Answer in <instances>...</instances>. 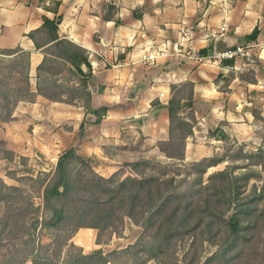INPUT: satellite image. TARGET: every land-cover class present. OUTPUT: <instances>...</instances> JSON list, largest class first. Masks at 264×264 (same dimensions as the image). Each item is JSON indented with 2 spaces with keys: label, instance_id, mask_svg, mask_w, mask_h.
<instances>
[{
  "label": "crops",
  "instance_id": "obj_1",
  "mask_svg": "<svg viewBox=\"0 0 264 264\" xmlns=\"http://www.w3.org/2000/svg\"><path fill=\"white\" fill-rule=\"evenodd\" d=\"M263 2L227 0L228 7H225L223 0H0V23L5 26L0 34V46H21L30 52L34 91H37V68L44 59V52L29 34L42 26L43 15L61 16L59 34L83 47L93 65L88 80L92 93L90 102L77 105L37 93L35 101H19L13 117L30 119L35 126L55 125L57 130L48 134L49 138L64 137L65 150L74 147L80 155L92 160L93 166L96 161L103 164V171L113 173L117 168L111 170V163L117 162L119 154H110L107 145H114L118 151L123 148L121 145H126L127 149L128 142L122 138L124 129L145 136L144 157H149L147 153L151 151L160 152L157 143L170 137L168 105L173 97L172 86L188 80L193 85L191 108L198 124L220 128L240 141H254L260 126L258 121L264 119V67L256 70L253 79L245 78V68L237 56L221 64L211 63L216 69L210 72L204 66L208 62L199 64L187 54L175 51L173 46L178 42L180 23L187 20L195 27L192 43L200 52L204 48L212 52L216 41L211 33L220 32L233 43L245 39L264 63ZM21 13L25 17L18 21L23 23H10L9 19L17 21ZM257 26L260 29L257 38L246 39ZM18 28H21L20 37L7 42L6 34ZM143 33L158 42L170 40L169 54L155 62L139 59L147 44ZM44 100L51 104L41 105L39 117L30 107L44 104ZM23 103L29 108L23 107L27 113L21 114L19 107ZM104 107L108 108L106 113L102 111ZM194 132H197L196 127ZM214 141L216 137L211 140ZM131 149L129 145L128 150ZM40 151L47 156V150L41 148ZM208 156L210 154L200 157ZM81 230L79 242L76 237ZM97 234L96 228L82 227L72 240L88 253L95 249Z\"/></svg>",
  "mask_w": 264,
  "mask_h": 264
},
{
  "label": "trees",
  "instance_id": "obj_2",
  "mask_svg": "<svg viewBox=\"0 0 264 264\" xmlns=\"http://www.w3.org/2000/svg\"><path fill=\"white\" fill-rule=\"evenodd\" d=\"M107 17H110L109 13ZM59 19L61 16L50 18L43 15L42 26L29 34L38 49L42 48L44 52V59L37 68V91L33 90L31 83L30 52L21 46L0 48V56L18 57L10 64L0 67V119L5 121L12 119L19 101H35L37 93L52 100L66 101L62 94L52 91L50 87L48 90L44 86L43 71L47 70L48 61V51L45 48L48 46L71 50L68 54L61 52L59 55L70 61L87 82L85 86L88 89V102H90L92 93L89 90L88 80L92 75L93 65L83 47L61 37ZM42 31L49 33V38L44 43H40L34 34ZM259 31L257 26L251 34L246 36V39H256ZM207 50L204 48L201 52L208 54ZM82 64L88 67L89 72L83 69ZM176 86H172L173 90ZM187 105L193 106V96H190ZM168 107L170 138L162 141V144H169V148L163 145L160 147L170 158L185 159L186 139L192 133L193 126L188 120L180 117L179 110L182 104L174 97L170 100ZM107 109L104 107L103 113H106ZM94 111L99 113L98 110ZM176 119L178 120L175 123ZM176 130L186 131L182 143L177 141L179 136ZM10 153L12 150L7 147L5 141H0V155L7 156ZM224 159L206 157L196 161L195 165L199 166L200 175L195 181L198 187L192 185L191 188L182 190L176 176L147 175L143 172L140 176L121 177L118 171L111 176H104L96 171L92 160L80 155L74 147H70L59 155L54 173L41 183L44 209L52 212L50 216L45 215L42 219L39 216L40 205L21 195L23 192L21 188L9 186L0 178V202L7 201L11 207L15 208L17 201L15 197H19L20 192V196L30 202L31 209L35 213L30 219L31 230L27 232H22L24 226L21 222L18 223L20 219L18 215L25 214L22 210L8 215L16 217L17 223L12 224L9 218L3 221L5 227H9L7 233L14 243L15 240L23 239L22 242L30 244L25 252L17 251L21 254L20 258L12 255V260L17 261L16 264H25L28 259H31L34 264H107L110 259L102 249L85 253L72 238L82 227L97 228L101 233L102 230L114 226L129 215L137 223L145 222L149 230L153 231L155 240L151 245L152 253L159 250L161 254L167 255L171 245L175 243L174 239L191 237L192 245L204 239L214 241L218 246V249L208 256L203 264H209L214 260H218L219 264H234L235 259H246V264H251L254 260L257 264H264V252L250 253L245 250V247L253 244L255 240V234H250L251 231L258 229L259 232L264 224V212L259 208L263 194L254 190L247 196L249 198L244 197V191L239 186L235 187L236 180L243 176H236L227 169L217 172L206 184L201 179L209 167L217 165ZM151 164H153L151 160H140L132 163V167L138 170L142 165ZM219 179L223 181L219 182ZM231 209L234 211L227 217ZM244 219H248V224H244ZM40 224L60 230L72 225L67 237L63 238L59 234L55 237L56 241L50 245L54 249L55 258L38 254L39 248L44 247L35 236ZM76 248H80V251L75 252ZM230 249L234 250L233 254H228ZM63 250H66L67 255L61 260L60 254ZM154 253V256L157 255L156 252ZM200 262L201 257L197 252L187 260V264Z\"/></svg>",
  "mask_w": 264,
  "mask_h": 264
},
{
  "label": "rangeland",
  "instance_id": "obj_3",
  "mask_svg": "<svg viewBox=\"0 0 264 264\" xmlns=\"http://www.w3.org/2000/svg\"><path fill=\"white\" fill-rule=\"evenodd\" d=\"M19 1L24 2L27 0ZM40 1L42 2L43 0ZM262 4H264V2ZM29 5H31L30 2ZM229 7L232 6L229 4ZM23 14L24 13L18 15L17 21L13 18L9 19L10 23H23V21H18V19L25 17ZM8 24L7 26H9ZM4 29V24L0 23V34L3 33ZM20 30L21 28H18L15 32L7 33L6 37L8 38H5V40L7 42L16 41L21 35ZM34 34L40 43L46 42L49 38V33L47 31L36 32ZM238 45L244 47V54H238L239 63L245 68L244 75H242L245 78L253 79V74L256 73L257 69L263 70L264 63L254 54V50L247 45L245 39L240 40L239 43L235 42L233 45H230V47ZM0 48L6 47L0 46ZM45 50L48 51V61L46 64L47 70L43 71L45 77L44 86H46L48 90H50V87L52 91L55 90L60 95L62 94L66 101H71L77 105L87 103L89 98L88 89L85 86L87 82L82 78V75L77 72L76 67L70 61L59 55L61 52L68 54L71 50L57 48L55 46H48ZM66 50L68 51L66 52ZM235 58L236 57L227 59ZM14 59H18V57L0 56V67L10 64ZM200 63L201 62H199V64ZM244 63L250 64L245 65ZM204 66L210 72L216 69L211 62H208V64L206 63ZM34 84L35 82H33V86ZM176 85L172 94L173 97L182 104L179 110L180 117L188 120L193 126L192 133L186 139L185 159L170 158L160 147V145H163L169 148V144L164 145L162 141L157 143L160 152L151 151L147 153L149 157H144L142 146L145 136L139 133H128L127 129H124L122 138H125L128 142L127 149H125L126 145H121L123 148L119 151L115 149L114 145H107V151L110 154L114 153L116 155V152L119 154V157L116 158L117 162L111 163L113 167L110 169L113 170L117 168L116 171H118L121 177L140 176V173L143 172H146L147 175L176 176L178 183L182 186V190H186L191 188L192 185L198 187V183H195V181L200 176L199 166H196L195 162L206 158L200 156L210 154V158H225L217 165L209 167L207 172L202 175V181L205 184L208 183L213 175L224 169L229 170L236 176L241 175L243 177L236 180L235 187L239 186L241 190L244 191V197L249 196L254 190L258 193H262L263 199L259 202V208L264 212V119L263 121H258V125L260 126L256 130V140L248 142L240 141L236 136H231L220 130V128H210L204 124H198L194 109L187 105L190 96L194 95L193 85L188 80L177 82ZM43 102L44 104L32 105L30 107L33 113L39 117L41 116V105L45 106L51 104L46 100ZM23 107L26 108L28 105L26 103L20 104L19 112L21 114L27 113V110ZM51 109L54 110L55 108ZM55 113H57L56 110ZM255 113L256 116L260 118L258 110H255ZM36 119L39 120L38 118ZM177 120L178 119L175 120V123ZM195 127L197 128V132H194ZM56 130L57 127L55 125L48 126L43 124L35 126L30 119H23L19 116L13 117L8 121L0 119V141H5L7 147L12 150V153L7 156L0 155V178L9 186H18L21 188L23 191L21 195H25L30 201L38 206L40 205L41 210L39 216L41 219L45 215L50 216L52 214V212L45 211L44 209L41 183L54 173L58 161L56 157L58 154L60 155V151H65L64 148L66 146V139L64 137L60 140H52L48 137V134ZM185 132L176 130V134L179 136L177 141L183 142L182 140ZM214 137L217 138V141L211 142ZM129 145L132 146L131 150H128ZM147 145H149V143H147ZM1 147L3 148V146ZM41 148L47 150V156L40 151ZM168 151L172 152L170 150ZM251 154L257 155L253 156ZM258 154H260V156H258ZM140 160H151L153 164L142 165L138 170H135L132 167V163ZM260 161L262 163H260ZM102 165L103 164H99L96 161L94 162L95 169L100 174L111 176L114 173L103 171L101 169ZM219 180V182L223 181L222 179ZM15 200H17L15 202V208L14 206L11 207L7 201L0 202V264H16L17 261L12 260V255L20 258L21 254H18L17 251L25 252L30 246V244L22 242L23 239L15 240L14 243V240L11 239L10 235L7 233L9 227L6 228L3 222L4 219L7 220L9 218L12 224L17 223L16 217H9L8 215L22 210L25 214L18 215L20 218L18 223L21 222L24 226L21 231L27 232L31 230L30 219L34 217L35 213L31 209L30 202L23 199L20 196V192L19 197H15ZM233 211L234 210L231 209L227 217L230 216ZM144 219H146V217ZM244 220V224H248V219ZM71 228L72 225H68L60 230L56 227H45L40 224L36 229L35 236L44 247L39 248L38 254L40 256L50 255L52 258H55L54 249L50 245L56 241L55 237L59 234H61L63 238L67 237ZM88 232L89 235H91V231ZM82 233L83 230L79 231L76 237L79 242H81L79 238ZM152 233L153 231L149 230L145 222L137 223L132 217L126 215L122 221H118L112 227H107L102 230L101 233L98 230L94 250L102 249L104 251L106 256L110 259L107 264H187V260L196 252L201 257V262L198 264H203L206 258L218 249L214 241L200 239L201 241H197L192 245L191 237H186L181 240L177 238L174 239L175 243L171 245L167 255L161 254V252L157 250L154 251L157 253V255H155L157 257H155V253L150 251L151 245L155 240L154 233ZM250 234H255V240L253 244H248L245 247L246 252H264V224L260 227L259 232L258 229L257 231L252 230ZM94 250L88 253H92ZM74 251H80V248H76ZM233 253V249L228 251V254ZM65 255H67L66 250H63L62 254H60L61 260L65 259ZM245 260L246 259H235L233 263L246 264ZM25 264H34V262L28 259ZM209 264H219V262L218 260H214ZM251 264H257V261H251Z\"/></svg>",
  "mask_w": 264,
  "mask_h": 264
},
{
  "label": "built area",
  "instance_id": "obj_4",
  "mask_svg": "<svg viewBox=\"0 0 264 264\" xmlns=\"http://www.w3.org/2000/svg\"><path fill=\"white\" fill-rule=\"evenodd\" d=\"M221 1V0H220ZM224 6L228 7L227 0H223ZM212 4H217L216 1H212ZM178 42L173 46L175 51L187 54L189 57L195 59L196 62H211L221 64L224 59L237 57L238 54H244V47H225L221 51L216 50L214 47L213 51L208 54H203L196 49L192 43L194 37L195 27L189 24L187 20H183L180 23ZM220 32H212L211 35L215 41L222 35ZM207 35V34H206ZM146 37V33H143ZM146 46L143 52L140 54L139 59L145 62H155L158 58L166 56L170 52L171 41L165 40L158 42L154 37H146Z\"/></svg>",
  "mask_w": 264,
  "mask_h": 264
},
{
  "label": "water",
  "instance_id": "obj_5",
  "mask_svg": "<svg viewBox=\"0 0 264 264\" xmlns=\"http://www.w3.org/2000/svg\"><path fill=\"white\" fill-rule=\"evenodd\" d=\"M233 44H234L233 40L229 36H220L216 40L214 47L216 48V50L221 51L223 48L230 47V45H233ZM82 67L86 72H89V69L85 64H82Z\"/></svg>",
  "mask_w": 264,
  "mask_h": 264
}]
</instances>
